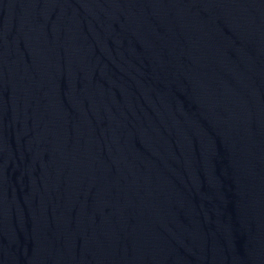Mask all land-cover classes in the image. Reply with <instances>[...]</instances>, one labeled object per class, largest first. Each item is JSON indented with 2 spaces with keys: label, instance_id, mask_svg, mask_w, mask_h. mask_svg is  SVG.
<instances>
[{
  "label": "water",
  "instance_id": "water-1",
  "mask_svg": "<svg viewBox=\"0 0 264 264\" xmlns=\"http://www.w3.org/2000/svg\"><path fill=\"white\" fill-rule=\"evenodd\" d=\"M0 264H264V0H0Z\"/></svg>",
  "mask_w": 264,
  "mask_h": 264
}]
</instances>
